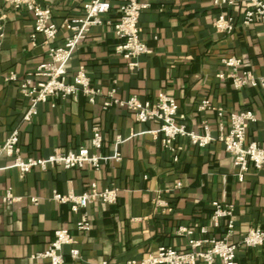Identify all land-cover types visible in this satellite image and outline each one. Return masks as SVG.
Returning <instances> with one entry per match:
<instances>
[{"label":"crops","instance_id":"1","mask_svg":"<svg viewBox=\"0 0 264 264\" xmlns=\"http://www.w3.org/2000/svg\"><path fill=\"white\" fill-rule=\"evenodd\" d=\"M39 1L51 8L52 17L61 25L64 17L81 14L87 0ZM124 1L110 0L104 22L90 28L65 64L68 78L84 65L91 83L101 88L102 94L95 102L77 94L55 99L54 106L38 103L32 121L25 122L22 115L27 99L18 81H7L4 75L13 71L22 77L32 71L47 59L48 45L42 34L32 39L31 12L0 0V143L18 128L23 156H48L54 149L66 151L89 145L92 128L97 126L103 134L101 153L112 155L114 137L119 133L124 138L118 148L121 160L109 158L99 170L87 165L69 169L54 165L45 170L35 167L23 174L11 166L10 157L1 156L0 264H31L30 255L46 248L54 230L60 227L71 229L80 253L75 259L65 246L63 264H101L105 260L107 264H128V260L155 254L159 245L187 250V236L177 234L176 227L206 225L214 200L233 205L234 232L229 241L239 244L249 228H264V169H251L237 180L221 141L214 140L202 148L183 136L175 140L179 148L175 161L161 146L158 120L138 122L125 107H103V96L112 87L116 88V97L135 95L140 100L154 99L158 91H164L177 101L178 122L200 132L206 120L216 138L219 120L214 110L197 111L202 99L208 98L226 112H254L256 120L246 128V141L262 143L263 90L254 86L234 89L229 80L217 77L224 68L219 61L223 55L240 56L245 69L264 75L263 27L259 22L247 26L241 22L249 0L216 6L213 0H151L138 21L140 37L150 52L137 56L138 66L133 69L116 51L120 39L112 24L106 22L115 21ZM220 12L234 15L232 33L214 29L213 21ZM69 34L59 28L50 44H62ZM223 122L226 124L227 118ZM177 180L182 186L173 189ZM90 181H95L99 189L118 188L119 194L114 204L90 202L85 211L92 226L81 232L75 228L81 211H71L69 204L55 201L52 194L54 190L81 193ZM7 190L18 199L4 201ZM156 197L166 200L171 211L157 207ZM212 234L221 236L223 230L211 229ZM236 259L237 264H264V247L240 245ZM214 264L221 263L217 260Z\"/></svg>","mask_w":264,"mask_h":264},{"label":"built area","instance_id":"2","mask_svg":"<svg viewBox=\"0 0 264 264\" xmlns=\"http://www.w3.org/2000/svg\"><path fill=\"white\" fill-rule=\"evenodd\" d=\"M11 7L24 8L34 17L31 37L34 40L37 34H42L44 43L48 45L47 59L39 62L32 71L19 77L16 72H8L5 80L18 81L19 89L27 99L28 106L22 115L25 122H31L33 115L37 113L38 103L55 105V99H66L77 94H84L90 102L102 94L101 88L91 83L90 76L84 65H79L72 76L68 78L66 62L71 58L73 48L86 37L91 27L104 22V14L110 8V0H87L82 4L81 14L64 17L61 25H58L52 17V10L44 6L39 0H3ZM151 0H125L119 8V16L114 22L106 20L113 26V31L120 39L115 49L127 60L129 68L137 67L136 57L150 52L140 37L139 16L140 12L147 9ZM213 4H232L231 0H213ZM250 6L244 10L241 22L250 25L253 22L261 23L264 32V0H249ZM235 24L234 15L220 12L213 21L214 29L232 33ZM59 28L67 30L70 34L64 42L52 45ZM0 32V37H2ZM1 45V41H0ZM224 67L218 71L217 77L230 81L232 87L240 89L246 86L260 87L264 92V75L257 76L244 68V62L237 55H223L219 60ZM1 74V69H0ZM116 88H110L104 97L103 107L119 105L128 109L138 122H146L152 119L160 122L158 132L161 146L172 153L173 160H178L179 148L175 140L179 136L188 137L189 141L198 147L206 146L214 140L221 141L225 150L231 157L235 167L237 180H242L251 169H264V141H246L247 126L256 120L255 113L250 109H240L226 112L221 106H213L208 98L202 99L197 106V111L212 109L219 120V135L212 136L209 124L202 121L201 130L188 129L178 122V104L172 95L164 91H158L154 99L140 100L135 95L126 98L116 97ZM227 118L224 124L223 119ZM264 129V123H263ZM19 129L15 128L0 143V158L6 155L12 159L11 166L25 174L35 167L45 170L47 167L61 165L63 168H83L85 165L99 170L102 162L109 158L119 162L122 158L118 150L124 140L121 134H117L113 140L112 155L101 153L103 134L99 127L94 126L91 131L89 145L61 151L54 149L48 156H23L19 147ZM86 189L81 193L69 192L66 194L53 191L52 198L60 203H67L71 211H81L75 228L81 232H87L92 226L91 218L85 208L90 202L99 201L106 204H114L117 201L119 190L115 187L99 189L95 181H90ZM182 182L177 180L173 189H179ZM10 190L3 196L4 201H14ZM36 202L35 198L31 199ZM154 204L163 211H171L170 204L159 197L154 199ZM212 210L209 222L206 225H179L175 232L187 236V250H179L165 245H159L155 254H149L139 259L128 260V264H214L217 260L221 264H237L236 252L238 246L257 248L264 247V228L256 226L249 228L242 236L240 243L229 241L234 230L233 205L229 202L212 201ZM222 228L223 235H209L211 229ZM198 231L202 236H196ZM207 235V236H206ZM53 240L43 250L30 255L31 264H43L46 260L49 264H63V248L68 246V253L75 259L80 258L77 240L71 229L56 228L53 232ZM101 264H107L106 260Z\"/></svg>","mask_w":264,"mask_h":264}]
</instances>
